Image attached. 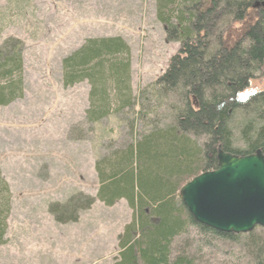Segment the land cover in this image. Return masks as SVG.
<instances>
[{
	"label": "trees",
	"instance_id": "trees-1",
	"mask_svg": "<svg viewBox=\"0 0 264 264\" xmlns=\"http://www.w3.org/2000/svg\"><path fill=\"white\" fill-rule=\"evenodd\" d=\"M156 2L167 40L180 49L138 97L131 87V51L120 37L87 39L63 59V88L90 87L86 124L126 114L129 133L126 142L110 141L98 156L96 197L79 193L49 212L59 224L76 223L96 201L106 207L126 201L132 222L119 236L114 264H197L216 241L240 248L231 264H264L263 228L217 232L197 223L179 197L192 179L217 169L219 150L264 155V87L246 93L254 80H264V0ZM23 52L16 39L0 46V107L24 97ZM11 203L0 170V247ZM190 230L196 236L180 247Z\"/></svg>",
	"mask_w": 264,
	"mask_h": 264
},
{
	"label": "rangeland",
	"instance_id": "rangeland-1",
	"mask_svg": "<svg viewBox=\"0 0 264 264\" xmlns=\"http://www.w3.org/2000/svg\"><path fill=\"white\" fill-rule=\"evenodd\" d=\"M156 1L0 0V46L8 39L24 44V97L0 107V170L12 194L0 264H114L119 256V236L133 216L126 201H96L76 223L59 224L49 212L79 193L96 197L98 156L129 133L126 114L86 124L90 87L64 89L62 61L87 39L120 37L131 51L138 97L180 49L167 40ZM263 87L264 80H254L246 93ZM196 233L179 239L180 247ZM210 250L197 264H231L242 255L230 242L216 241Z\"/></svg>",
	"mask_w": 264,
	"mask_h": 264
},
{
	"label": "water",
	"instance_id": "water-1",
	"mask_svg": "<svg viewBox=\"0 0 264 264\" xmlns=\"http://www.w3.org/2000/svg\"><path fill=\"white\" fill-rule=\"evenodd\" d=\"M256 4L254 8H258ZM218 167L195 177L179 192L193 219L225 234L264 229V155L236 156L219 150Z\"/></svg>",
	"mask_w": 264,
	"mask_h": 264
}]
</instances>
